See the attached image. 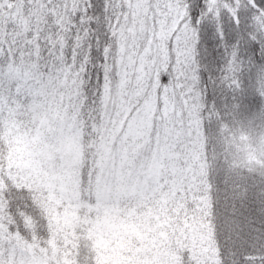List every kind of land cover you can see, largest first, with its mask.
<instances>
[{
	"label": "snow or ice",
	"instance_id": "snow-or-ice-1",
	"mask_svg": "<svg viewBox=\"0 0 264 264\" xmlns=\"http://www.w3.org/2000/svg\"><path fill=\"white\" fill-rule=\"evenodd\" d=\"M242 112L264 124V0H0V134L27 137L39 164L0 152V264L64 247L53 213L82 235L108 211L196 203L201 141L207 161ZM208 183L220 264H264V186Z\"/></svg>",
	"mask_w": 264,
	"mask_h": 264
},
{
	"label": "rangeland",
	"instance_id": "rangeland-1",
	"mask_svg": "<svg viewBox=\"0 0 264 264\" xmlns=\"http://www.w3.org/2000/svg\"><path fill=\"white\" fill-rule=\"evenodd\" d=\"M254 141L256 140L250 137V130L235 133L229 139L225 153L230 157L241 154L243 160L248 157L250 160ZM259 143L261 144L260 139ZM33 147L27 137L13 134L10 129L0 134V152L5 154L17 170H32L34 173L39 170ZM71 147L68 145V150ZM203 151L202 140L197 160L204 195L198 197L196 203L189 197L186 204L178 203L176 206L150 207L143 211H108L90 225L85 224L86 230L82 235L73 231L81 228L74 215L56 217L53 213V222L59 225L57 239H64L65 246L58 247L55 241L50 242L47 250H37L34 264H49L57 255L60 258L59 264H77V247L86 249L92 264H180L183 253L199 255L210 242L204 220L207 201L204 179L206 161ZM65 247L69 250L65 251Z\"/></svg>",
	"mask_w": 264,
	"mask_h": 264
},
{
	"label": "trees",
	"instance_id": "trees-1",
	"mask_svg": "<svg viewBox=\"0 0 264 264\" xmlns=\"http://www.w3.org/2000/svg\"><path fill=\"white\" fill-rule=\"evenodd\" d=\"M222 99L223 97H221ZM248 130H250L251 139L256 140L253 142L255 146L251 150L252 153L250 152V160L249 157L247 160H243L241 154L230 157L225 153L229 139L235 136V133ZM259 139L261 144L259 143ZM212 152L214 155H212ZM203 153H205V150ZM205 164L206 176L204 179L207 206L204 220L207 223L210 242L204 251H200L199 256L203 260H206L208 264H220L216 236L211 223L212 200L207 195L209 189L208 182L211 180L212 185H218L221 189L225 186L230 191L238 189L241 196L243 195L244 188L247 187L250 198L258 190V186H264V124L260 122L250 124L247 112H242L235 119L231 117L226 118L215 129L211 142L207 146V161Z\"/></svg>",
	"mask_w": 264,
	"mask_h": 264
}]
</instances>
